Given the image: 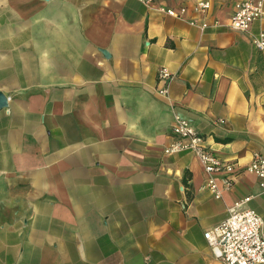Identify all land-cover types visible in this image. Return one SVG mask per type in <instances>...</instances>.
<instances>
[{
    "label": "crops",
    "instance_id": "obj_1",
    "mask_svg": "<svg viewBox=\"0 0 264 264\" xmlns=\"http://www.w3.org/2000/svg\"><path fill=\"white\" fill-rule=\"evenodd\" d=\"M208 1L0 0V264H223L204 232L246 198L264 219V7L237 31L242 0ZM176 113L235 164L220 198L163 153Z\"/></svg>",
    "mask_w": 264,
    "mask_h": 264
},
{
    "label": "built area",
    "instance_id": "obj_2",
    "mask_svg": "<svg viewBox=\"0 0 264 264\" xmlns=\"http://www.w3.org/2000/svg\"><path fill=\"white\" fill-rule=\"evenodd\" d=\"M146 7L153 6L155 0H138ZM196 12L206 13L211 4L208 0H193ZM264 0H242L235 4L234 12L230 18V26L237 31H246L251 24L262 15ZM158 10L168 16L182 18L187 12L185 5L179 8H170L163 5ZM192 25L200 28L207 26L206 22ZM254 46L264 50V28L253 38ZM157 79L163 82L159 93L167 95L170 75L164 67L157 74ZM173 140L163 148L165 155L178 154L185 151L193 152L202 164L207 175L206 186L215 198L233 186L230 175L237 173L235 164L223 160L206 143L205 137L199 133L191 121L180 114L174 115L172 124ZM246 172L256 175L260 179V186L264 188V155L253 154ZM222 174L224 177L218 181L215 177ZM246 199L235 202L228 209V216L204 232L212 255L223 264H264V219L254 210L242 208Z\"/></svg>",
    "mask_w": 264,
    "mask_h": 264
},
{
    "label": "water",
    "instance_id": "obj_3",
    "mask_svg": "<svg viewBox=\"0 0 264 264\" xmlns=\"http://www.w3.org/2000/svg\"><path fill=\"white\" fill-rule=\"evenodd\" d=\"M3 100H4V103L3 104H0V107L5 106L7 98L4 97Z\"/></svg>",
    "mask_w": 264,
    "mask_h": 264
}]
</instances>
